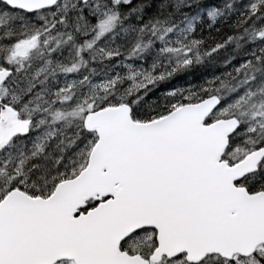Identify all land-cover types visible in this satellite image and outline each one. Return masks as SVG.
I'll use <instances>...</instances> for the list:
<instances>
[{"label": "snow or ice", "instance_id": "6c2138e0", "mask_svg": "<svg viewBox=\"0 0 264 264\" xmlns=\"http://www.w3.org/2000/svg\"><path fill=\"white\" fill-rule=\"evenodd\" d=\"M0 264H264V0H0Z\"/></svg>", "mask_w": 264, "mask_h": 264}]
</instances>
